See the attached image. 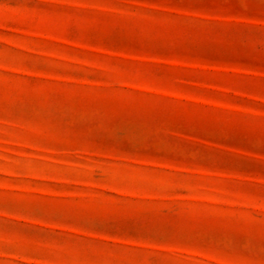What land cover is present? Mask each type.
Masks as SVG:
<instances>
[{"label": "rangeland", "instance_id": "374dc122", "mask_svg": "<svg viewBox=\"0 0 264 264\" xmlns=\"http://www.w3.org/2000/svg\"><path fill=\"white\" fill-rule=\"evenodd\" d=\"M0 264H264V0H0Z\"/></svg>", "mask_w": 264, "mask_h": 264}]
</instances>
